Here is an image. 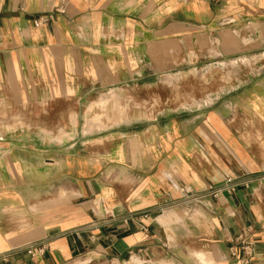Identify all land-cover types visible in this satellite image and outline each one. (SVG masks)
<instances>
[{
    "label": "crops",
    "instance_id": "obj_1",
    "mask_svg": "<svg viewBox=\"0 0 264 264\" xmlns=\"http://www.w3.org/2000/svg\"><path fill=\"white\" fill-rule=\"evenodd\" d=\"M200 70L201 103L91 119ZM0 264H264V0H0Z\"/></svg>",
    "mask_w": 264,
    "mask_h": 264
},
{
    "label": "rangeland",
    "instance_id": "obj_2",
    "mask_svg": "<svg viewBox=\"0 0 264 264\" xmlns=\"http://www.w3.org/2000/svg\"><path fill=\"white\" fill-rule=\"evenodd\" d=\"M232 69L236 70V66L225 64L213 71L226 73ZM207 71L213 72L210 68ZM209 75L200 70L186 80H169L164 86H155L148 92L140 91L137 96L129 93L118 97L111 92L91 114V119L104 127L120 121L151 118L164 108H179L201 103L203 99H208L205 97V90L211 88ZM126 129V131L129 130V128Z\"/></svg>",
    "mask_w": 264,
    "mask_h": 264
},
{
    "label": "built area",
    "instance_id": "obj_3",
    "mask_svg": "<svg viewBox=\"0 0 264 264\" xmlns=\"http://www.w3.org/2000/svg\"><path fill=\"white\" fill-rule=\"evenodd\" d=\"M51 19L50 18H38L37 20L34 21L35 25H39L42 24L44 22H47ZM236 180V178L233 177H229L227 178L224 186H220L217 188H210L211 190V195L216 197L218 196L220 193H222V191H224L225 189L229 190V191H234L235 186L233 185V182ZM187 192V191H186ZM188 196L186 197V201H185V206H187V213H189L192 208H194L195 206H197L198 204L201 203L203 196L199 195L198 193H192V192H187ZM237 241L240 242L241 246V252L243 253V256H241V260L244 263H249L252 258L254 257L255 254V250H254V245L252 242H250L249 240L246 239V232L243 234H240L237 237ZM231 253L233 256L238 257V251L236 249V247H232L231 248Z\"/></svg>",
    "mask_w": 264,
    "mask_h": 264
},
{
    "label": "bare ground",
    "instance_id": "obj_4",
    "mask_svg": "<svg viewBox=\"0 0 264 264\" xmlns=\"http://www.w3.org/2000/svg\"><path fill=\"white\" fill-rule=\"evenodd\" d=\"M123 115V114H122Z\"/></svg>",
    "mask_w": 264,
    "mask_h": 264
}]
</instances>
